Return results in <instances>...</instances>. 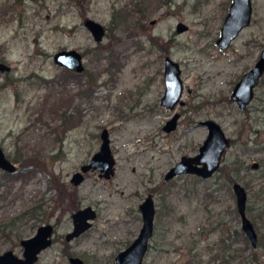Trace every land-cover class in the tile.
Here are the masks:
<instances>
[{"label": "rangeland", "instance_id": "rangeland-1", "mask_svg": "<svg viewBox=\"0 0 264 264\" xmlns=\"http://www.w3.org/2000/svg\"><path fill=\"white\" fill-rule=\"evenodd\" d=\"M230 1L0 0V60L10 66L0 71V145L17 167L0 168V253L21 256L20 240L51 223L52 243L35 264H69L70 256L115 264L137 236L138 205L151 193L154 232L142 264H215L206 249L218 246L223 230L241 226L231 175L246 188L247 215L264 240V75L244 109L230 97L264 47V0H251L250 23L221 50L216 38ZM88 17L104 26L101 41L84 25ZM179 22L187 28L177 31ZM63 48L81 51L82 72L54 62ZM166 56L179 63L183 85V104L172 108L160 104ZM174 113L176 128L167 132L163 125ZM67 115L76 118L64 124ZM205 119L231 140L223 168L208 178L166 179L181 155L198 152ZM103 128L114 173L106 178L90 169L73 185L72 173L99 149ZM16 155L33 157L22 165ZM86 205L96 211L92 225L66 240L72 213ZM249 254L257 256L252 264H264V243L246 247Z\"/></svg>", "mask_w": 264, "mask_h": 264}, {"label": "water", "instance_id": "water-1", "mask_svg": "<svg viewBox=\"0 0 264 264\" xmlns=\"http://www.w3.org/2000/svg\"><path fill=\"white\" fill-rule=\"evenodd\" d=\"M251 0H231L221 28L216 38L218 47L225 49L231 40L237 36L240 30L247 26L251 20ZM84 25L90 30L95 41H101L104 34V26L97 20L85 18ZM187 28L183 22L177 24V31ZM55 63L75 72L85 69L83 55L75 48L59 49L53 54ZM10 66L0 60V71H8ZM180 65L169 56L164 62L165 90L160 99V104L166 107H174L176 103L183 104L181 99L182 80L180 77ZM264 73V47L260 51L258 59L247 71L236 81L231 91V99L236 101L239 108L244 109L252 100L254 89L258 85ZM179 114L174 113L167 119L163 129L167 132L176 128ZM207 127V136L200 144L195 155H181L180 159L165 173V178L170 179L176 175L192 173L202 178L210 177L219 167L224 150L230 144V138L226 136L221 125L213 119H205L200 122ZM101 143L99 149L92 155L87 163L80 165L79 170L72 173L70 182L73 185L80 184L84 179V173L90 169H98L104 177L108 178L114 173V158L110 150V138L107 128L100 133ZM102 156L105 160L99 161ZM258 162L252 166L257 167ZM0 168L5 171H15V163L6 155L0 145ZM232 191L235 195L236 208L240 217V228L247 236L250 244L255 247L258 243V233L252 220L246 212L247 190L239 181L232 182ZM142 224L137 236L124 249L118 251L114 257L115 264H142L144 256L148 251L150 239L153 235L155 204L151 193L147 194L139 203ZM96 211L91 205H86L72 213V230L66 232L65 239L71 240L77 237L92 225ZM53 225L45 223L38 226L35 233L20 240L23 247L22 255L15 254L8 249L0 253V264H35L39 253L52 243ZM69 264H87L79 256H70ZM254 264H260L256 261Z\"/></svg>", "mask_w": 264, "mask_h": 264}, {"label": "trees", "instance_id": "trees-1", "mask_svg": "<svg viewBox=\"0 0 264 264\" xmlns=\"http://www.w3.org/2000/svg\"><path fill=\"white\" fill-rule=\"evenodd\" d=\"M99 46H103V45L99 44ZM66 71H69V69L66 68ZM88 82H89V86L86 87V89H91V86L93 88V81L91 80L90 77H88ZM56 112L58 113V110ZM62 112H63L62 114L64 115L66 110H63ZM75 118H76L75 116H72V118H70L69 115H67V117L64 116L63 117V123L67 124V122L69 123V122H71V120H73ZM23 157L24 156H22V155H20V156L16 155V157H14V158H15V160L19 161L22 165L23 164L27 165V164H29V162H31V160H29V159H31L33 157V155H29L27 159H26V157H24V158ZM222 168H223L222 165H220L218 167V170H221ZM234 179L235 178L232 175L229 176V178H227L228 182H232V181H234ZM39 210H40V213L43 211L41 209V205H39ZM246 210H247V212H249L250 206H246ZM25 213H30V211L26 210L25 212H23L17 216H13L9 221L5 222V224L3 226L15 225V223ZM33 216H37V214L34 213L31 217H33ZM235 217H237L236 212H235ZM252 221H253L255 227H257L253 217H252ZM261 234H263V233H261ZM237 239H239V241L241 242V245H236ZM217 243H218L217 247L212 246V247L206 249V251L210 253L211 259L213 260V262L215 264H230L233 259L236 260V264H252V262L257 259L256 258L257 256L255 254H249V255L245 256L246 247L251 246V244H249L247 236L244 234L242 229L239 228L238 226L228 227L227 230H223L222 235H221V237ZM263 243H264V240L261 239V237L259 236V233H258L257 246H260ZM193 255L200 256L201 253H193ZM191 263L192 262H190L189 264H191ZM196 263L200 264V260L197 259Z\"/></svg>", "mask_w": 264, "mask_h": 264}, {"label": "flooded vegetation", "instance_id": "flooded-vegetation-1", "mask_svg": "<svg viewBox=\"0 0 264 264\" xmlns=\"http://www.w3.org/2000/svg\"><path fill=\"white\" fill-rule=\"evenodd\" d=\"M263 75H264V73H263ZM263 75L261 76V78L263 77ZM261 78H260V79H261ZM259 82H260V81H259ZM230 142H231V140H230ZM222 156H223V155H222ZM221 160H222V158H221ZM220 165H221V162H220ZM220 165H219V166H220ZM217 170H218V168H217ZM217 170H216V171H217ZM88 171H89V170H88ZM216 171H215V172H216ZM215 172H214V173H215ZM100 173H101V172H100ZM214 173H213V174H214ZM188 174H192V173H188ZM213 174H212V175H213ZM212 175H211V176H212ZM234 181H235V180H234ZM153 232H154V229H153Z\"/></svg>", "mask_w": 264, "mask_h": 264}]
</instances>
